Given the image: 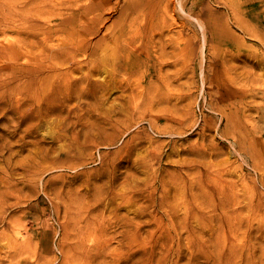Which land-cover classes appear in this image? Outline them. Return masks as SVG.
<instances>
[{
	"label": "rangeland",
	"instance_id": "1",
	"mask_svg": "<svg viewBox=\"0 0 264 264\" xmlns=\"http://www.w3.org/2000/svg\"><path fill=\"white\" fill-rule=\"evenodd\" d=\"M76 8L88 56L0 74V264H264V0Z\"/></svg>",
	"mask_w": 264,
	"mask_h": 264
},
{
	"label": "bare ground",
	"instance_id": "2",
	"mask_svg": "<svg viewBox=\"0 0 264 264\" xmlns=\"http://www.w3.org/2000/svg\"><path fill=\"white\" fill-rule=\"evenodd\" d=\"M80 1L81 0H0V32L8 33L9 31L16 35L2 42L0 52V65L2 68L0 69V74L3 75L7 68L10 69L11 67V78L15 79L18 75L15 72L14 66H17L19 61L21 63L25 55H29L35 51L36 55L34 58H36V60L32 58L24 59L25 61L23 63L26 64H24V66H22V64L18 65L20 66L19 73L29 74L31 78L26 82L29 87L35 85L37 88H47L44 83H40L35 77V75L41 74L40 71L67 66L68 62H73L81 56H88L89 38L98 31V29H94L95 22L104 23L105 18L103 14H94L93 19L81 20L83 29L78 40L69 42L67 38H65V40L62 37L63 33L66 30L68 31L77 21V18H75L77 13L76 6H79ZM54 39H57L58 42L54 43ZM108 51V46L103 48L102 53H104V56L108 55ZM97 56L101 59L95 61V63H99L100 66L95 65L96 68H102V70L108 69L113 63L112 60L108 58H102L101 55ZM91 57L96 59L93 54ZM123 59H125V57ZM11 65L14 66L12 67ZM83 69V67L79 68L81 72H83ZM119 71H121V69L118 61L115 66V72ZM7 75L8 73L6 72L4 75L5 79ZM63 79L64 81L73 79L72 83H78L77 86L70 84V90L74 88L77 90H84L80 85L84 79L83 75L72 78L65 73ZM68 82L70 83V81ZM110 85L109 83H105L103 88L106 89L110 87ZM56 89H58V86ZM28 92H31L29 96L34 93L32 89H29ZM57 93H59V99L62 96L66 98L69 95L68 90L59 89ZM88 93L89 92H79L78 95L86 96ZM26 99L27 96L23 94L19 101H25ZM57 99L58 95L52 96V100ZM19 112L23 113L22 110ZM31 112L32 111L26 113L30 115L29 113ZM172 208H176V211L186 223L189 215H196L193 213L195 211L191 209L185 210L183 214H181L175 204H172ZM197 216L200 218L199 223H202L203 216ZM188 229L191 231L195 229V227L189 225Z\"/></svg>",
	"mask_w": 264,
	"mask_h": 264
}]
</instances>
